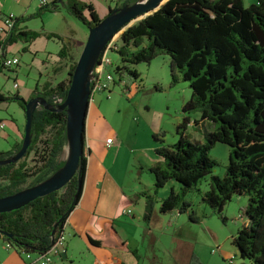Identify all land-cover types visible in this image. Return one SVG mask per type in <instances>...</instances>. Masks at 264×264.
<instances>
[{
	"label": "trees",
	"instance_id": "obj_1",
	"mask_svg": "<svg viewBox=\"0 0 264 264\" xmlns=\"http://www.w3.org/2000/svg\"><path fill=\"white\" fill-rule=\"evenodd\" d=\"M135 1L119 0L116 6H109V11ZM47 7L42 6L40 11ZM63 7L86 28L100 21L90 2L64 0ZM40 35L62 42L56 33L16 31L15 25L4 42H31ZM119 41L113 51L120 61L116 71L123 70L135 79L138 74L130 65L167 55L171 84L185 81L191 91L182 105V120L176 125L177 140L168 144L163 140V132L152 134L156 162L148 171L153 177L154 191L137 194L144 199L143 222L148 225L155 212L186 214L188 221L199 222L204 215H197L186 199L191 191L200 203L224 220L222 210L226 203L233 196L245 195V220L231 244L240 259L264 264V0H255L248 6L243 0H167L159 10L123 30ZM68 52V46L62 42L58 56L68 59ZM75 63L68 66L66 80L40 87L36 84L27 100L17 94H0V100H14L24 110L29 99L42 97L56 107L65 97ZM193 111L212 123V129L203 132L202 142H192L185 135L189 113ZM65 139L64 110L36 107L25 154L15 162L0 164V197L22 189L29 177L38 183L57 171L64 163L58 156ZM215 143L229 147L222 176L213 174L216 162L209 156ZM19 148L20 145L11 151H0V160L9 158ZM32 152L37 159L29 164L27 158ZM80 168L61 189L0 213V237L18 254L41 255L49 248L51 238L62 229L80 196L84 156ZM206 177L208 187L202 190L199 185ZM170 181L177 188L170 186L167 196L158 198L157 191ZM85 236L94 247L131 253L138 259L137 249L129 248L112 223H104L97 235L85 232ZM186 264L203 263L190 250Z\"/></svg>",
	"mask_w": 264,
	"mask_h": 264
},
{
	"label": "crops",
	"instance_id": "obj_2",
	"mask_svg": "<svg viewBox=\"0 0 264 264\" xmlns=\"http://www.w3.org/2000/svg\"><path fill=\"white\" fill-rule=\"evenodd\" d=\"M63 2L64 0H47V9L44 8L40 11L42 6L38 0H0V48L3 50L4 56H16L19 59L14 68L5 69L0 67V94L7 96L17 94V96L27 100L31 97L36 84L40 87L42 84H56L64 80L63 78L54 81L55 77L52 74L53 66L60 59L58 51L61 43H65L68 48H70L72 42L82 45L86 40L87 33L83 30L80 22L76 19L77 22H75L74 18L65 11ZM53 5L55 8L51 10L50 7H53ZM106 9L107 14L109 5H106ZM10 13L13 15V25L16 26V31L30 30L56 33L61 37L62 42L56 38H46L43 35L31 42L20 40L9 43L4 42V38L9 31L4 34L1 33V29L3 28L5 16ZM36 13L38 15L35 16ZM55 15L60 17L59 21H63L64 27H59L58 30L56 29L58 27H51L48 24V20ZM79 29L83 30L84 33H81ZM61 59L64 61V58ZM138 113L142 121L131 124L132 130L126 135L129 138H143L141 141L144 144L135 147L133 145L135 140H129L127 143V140L119 135L118 130L111 126L100 106L92 101L89 102L84 129L83 156L85 157V173L82 189L77 203L64 222V231L67 234L66 253L50 264H80L76 260L77 256L83 254V249L92 256L95 264H124L122 255L127 253L94 247L88 243L85 232L97 235L104 223H112L129 248H133L129 245V235L124 233L117 225V215L119 212L131 215V217L137 215L129 207L126 209L122 207L123 200L133 193L135 195L133 203L137 206L143 196H137L138 191L132 192L126 189L124 181L119 177L116 170V161L121 148L126 144L128 153L132 157L131 160L138 164H144L145 172L151 175L148 168L156 162V157L153 154L154 144L149 140L150 133L161 131L160 116H155V121L150 120L151 109L148 110V108L145 111L138 109ZM189 119L185 135L192 142H202L203 132L211 130L212 123L207 119H201L200 113L193 114V117L189 116ZM0 123L3 124V127L0 128V151H11L21 145L25 114L16 101L0 100ZM113 136L116 138V143L112 139L111 145L107 147L105 144L106 139ZM119 172H121V168ZM167 185L177 188V184L173 181L166 183L165 186ZM143 208L144 204L140 205L137 215L141 220ZM128 210L129 212H127ZM170 214L178 215L175 212ZM161 215L163 214L155 212L154 217L147 225L148 231H150L149 226L152 225L153 219H156V222L163 220ZM187 251L186 258L184 256L185 252L183 253L184 264H186L190 252ZM27 263L31 262L18 254L14 248L0 237V264Z\"/></svg>",
	"mask_w": 264,
	"mask_h": 264
},
{
	"label": "rangeland",
	"instance_id": "obj_3",
	"mask_svg": "<svg viewBox=\"0 0 264 264\" xmlns=\"http://www.w3.org/2000/svg\"><path fill=\"white\" fill-rule=\"evenodd\" d=\"M82 1L90 2L99 18L105 16L106 5L113 7L110 0ZM243 3L248 6L255 3V0H243ZM59 18L58 15H55L48 20V24L51 27H58L57 30L60 29L59 27H64L63 21H59ZM75 22L77 21L75 20ZM81 26L87 33V28L82 24ZM83 30L79 29L81 33H84ZM114 40L120 44L119 35H116ZM82 46L83 44L71 43L68 59L63 61L60 58L57 64L53 66L54 81L68 78V66L74 61L76 62ZM109 57L112 62L109 70L118 76L114 70L115 65H120L119 57L115 52H111ZM129 67L138 74V77L135 78L136 89L130 88V91L127 92L123 85L116 82L109 93L96 94L90 99V102L100 106L111 126L118 130L119 135L125 138L127 143L129 140H135L133 144L135 147L144 144L141 141L143 138H129L126 135L132 130L131 124L142 121L138 109L145 111L146 108L151 109L150 120L155 121V116H160L161 131L158 132H163L164 142L174 143L178 138L176 125L181 122L183 117L182 105L191 93L188 83L179 80L177 83L171 84L169 57L167 55H158L149 62H140ZM122 76L127 85L134 80L123 70ZM193 114L199 113L198 111L192 112L189 113V116L193 117ZM152 134L150 133L149 140L155 144ZM111 139L115 140L116 143L114 136ZM63 152L58 156L59 161H64L67 158ZM228 152L229 147L222 143H215L210 149L209 156L216 162L213 174L223 175L224 167L228 162ZM131 158L127 145L124 144L116 161V170L119 177L124 181L126 189L132 192L146 191L153 194L152 175L145 172L144 164H138ZM36 159L37 156L34 152L30 153L27 158L29 164H34ZM122 165L123 167H121ZM120 168L121 172H119ZM34 179V177H29L21 185V188L35 185L37 182H34ZM207 182L208 177L201 181L199 186L202 190L208 187ZM168 192L169 185L165 186L164 189H159L156 195L157 197H166ZM186 199L192 203L191 207L197 215H204L199 222L188 221L186 214L160 213L163 214L161 215L163 220L156 222V219H153L152 225L149 226L150 231H148L146 223L137 217L140 205L144 204V199L140 198V203L137 206L133 203L135 200L133 193L123 200L122 207L125 209L129 207L137 215L131 217V215L119 212L117 225L129 235V245L133 247L132 249H137L138 254V260L130 253L122 255L124 264H184L187 250H193L203 264H250L247 259H240L238 252L231 244V238L244 223L243 208L247 202V197L245 195L233 196L222 210L225 216L224 220L212 212L208 206L200 203L199 197L193 191L186 195ZM82 252V255L77 256L76 261L80 264H95L92 256L85 249Z\"/></svg>",
	"mask_w": 264,
	"mask_h": 264
},
{
	"label": "water",
	"instance_id": "obj_4",
	"mask_svg": "<svg viewBox=\"0 0 264 264\" xmlns=\"http://www.w3.org/2000/svg\"><path fill=\"white\" fill-rule=\"evenodd\" d=\"M166 1L136 0L130 5L117 7L111 11L109 8L107 14L100 18L96 25L87 28V37L70 74L69 86L63 101L56 107H52L42 97H33L26 102L24 107L25 124L20 148L9 158L0 160V164L15 162L25 154L30 144L33 111L38 106L51 110H64L66 139L63 149L68 150V155L63 165L44 180L0 197V213L18 209L37 197L61 189L80 171L84 155L85 121L90 102V79L99 55L111 39L159 10ZM79 189L80 187H78L76 195ZM59 221L54 225L52 236ZM2 234L11 236L7 232H2Z\"/></svg>",
	"mask_w": 264,
	"mask_h": 264
},
{
	"label": "built area",
	"instance_id": "obj_5",
	"mask_svg": "<svg viewBox=\"0 0 264 264\" xmlns=\"http://www.w3.org/2000/svg\"><path fill=\"white\" fill-rule=\"evenodd\" d=\"M18 1V0H14ZM39 4L41 6L47 5V0H38ZM113 6H116L119 2V0H110ZM13 26V15L10 13L5 16L3 20V28L1 29V33L8 32ZM115 38V37H114ZM111 39L104 49L102 50L101 54L99 55L97 62L93 68L92 76L90 79V99L96 95L101 94L103 92L109 93L112 89L114 83H120L123 85L127 92L130 91V88H137V83L135 82V79L131 81L127 85V83L124 81L122 76V71H116L114 70V73L118 74V76L114 75L110 70L109 66L112 65L111 59L109 57V54L115 50H117L118 43L116 40ZM19 62L18 57L12 56V57H6L4 56L3 50L0 48V67L1 68H14ZM117 65H115L116 67ZM120 66V65H118ZM108 96V95H107ZM59 101V99L57 100ZM3 127V124L0 123V128ZM112 143L111 138L106 139V146L109 147ZM129 212V210L127 211ZM66 238L67 234L64 231V224L62 226V229L52 237L51 243L49 245V248L41 255L35 254V253H21V255L29 260L31 263H38V264H50L53 260L57 258H61L66 253ZM27 263V264H31Z\"/></svg>",
	"mask_w": 264,
	"mask_h": 264
},
{
	"label": "bare ground",
	"instance_id": "obj_6",
	"mask_svg": "<svg viewBox=\"0 0 264 264\" xmlns=\"http://www.w3.org/2000/svg\"><path fill=\"white\" fill-rule=\"evenodd\" d=\"M63 151H64V152H63ZM63 151H62V152L64 153V156H65V155H68V150H67V149H63Z\"/></svg>",
	"mask_w": 264,
	"mask_h": 264
}]
</instances>
